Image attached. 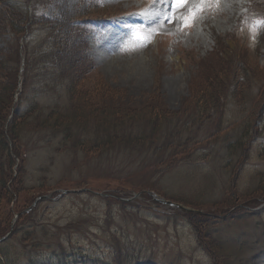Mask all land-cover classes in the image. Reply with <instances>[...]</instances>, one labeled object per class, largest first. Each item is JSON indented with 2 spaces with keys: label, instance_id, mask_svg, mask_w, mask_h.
<instances>
[{
  "label": "rangeland",
  "instance_id": "374dc122",
  "mask_svg": "<svg viewBox=\"0 0 264 264\" xmlns=\"http://www.w3.org/2000/svg\"><path fill=\"white\" fill-rule=\"evenodd\" d=\"M93 1L0 0L2 184L7 113L21 164L14 194L0 185V237L13 229L0 264H264V0ZM69 46L81 56L59 57ZM206 101L215 112L193 126ZM121 119L126 133L144 124L147 141L120 136ZM177 125L181 144L165 133ZM154 189L199 211L184 216ZM248 197L262 202L240 206Z\"/></svg>",
  "mask_w": 264,
  "mask_h": 264
},
{
  "label": "trees",
  "instance_id": "16d2710c",
  "mask_svg": "<svg viewBox=\"0 0 264 264\" xmlns=\"http://www.w3.org/2000/svg\"><path fill=\"white\" fill-rule=\"evenodd\" d=\"M25 10H26V19L28 18V21H29L30 20L29 11L26 8H25ZM26 26H28L27 23H26ZM22 35H23V33H22ZM64 42H66V41H64V40H62V41L56 40L52 45H60V44H62ZM68 50H71V51L67 52ZM72 53H74L78 57L81 56V53H80L78 48H76L74 46H69V47L66 48L65 53L60 55L59 57H61V58H63V57L73 58V54ZM57 60H59V58H57ZM76 61H78V59ZM19 64H20V55L18 53V63H17V69L16 70H18ZM68 75H69V77L73 78L72 80L79 81L82 78V67L80 69H78V66H73V68L70 70V74H69V72H66V76H68ZM79 98H80V100H81V98L83 99V97H79ZM260 101H261V105L263 107L264 106V96H261ZM197 105L198 104L187 105L184 108V114L179 116V118H182L183 116H187L192 108H198V107H196ZM218 107H224L223 99L220 100V105H217V108ZM215 108H216L215 105L209 106L208 101H206V103L204 105H201L200 110L198 111L199 115H195V116H191L190 115L191 116L190 118H192V120H193L192 121L193 126L196 125L199 121H202L204 117H208L207 115L215 112V110H214ZM211 110H213V112ZM100 111L104 112V114H110L111 113L114 116L112 118V120L115 119V115H114L115 112H114V110H111L109 107L108 108H101L100 107ZM223 112H224V110L221 111V112H218L220 117L224 116L225 113H223ZM172 113H176V112H172ZM8 115H9V113H7V116L5 117V119L3 121V124H2V134L4 136L3 139L5 141V144L8 146L9 149H11L10 158H12V164H11V167H10L11 173H10V176L8 178V181L12 180V182H13L14 179H16L19 176V173H20V170H19V173L17 175H14L15 156L13 154V151H14L15 147L13 146L12 139H15V138H14L13 134L11 133V125H12L11 122H12V120H14L16 118V116H14L15 114L13 115L11 121L8 123V126L6 127V122H7L6 119H7ZM125 115H127L129 117L130 114L129 113H124L123 116H125ZM169 116L171 117V113L168 114V115H164L163 118H166V117H169ZM64 118L65 117H61L62 121H63ZM151 118L153 120L158 119V117H151ZM216 118H217V116H215V119L213 121L214 124L216 123ZM109 119H110L109 123H111V115H110ZM219 121H220V124H221V120H219ZM245 121H247V120L245 119L244 122ZM220 124L217 125V127L215 126L216 128L214 127L215 130L213 128L212 130H210L208 132V134L204 138H201L198 141L199 148H206L207 146H210V142L212 140H216L219 137ZM135 125H137V128L135 129V127L133 126V127L130 128L131 131H129L127 133L124 132L123 129H124V127H126V126L128 127L129 125H125L124 124V120H122V122H119V124L113 125V126L115 127L116 130H118L119 135L122 136L126 140L131 141L132 139H135V140L139 141V140H144L145 139L143 142L135 144V145H138V144L142 145V144H144L147 141V131H145V125L141 124V123H138V124L136 123ZM177 127H178V125L174 126L173 128H171L170 131H166L165 132L166 136L169 138L168 140H171V142H173V144H181L182 143V139H177V134H178L177 131H178V129L175 130V128H177ZM105 129L108 130L109 132L111 131L109 127H106ZM190 129H191V127H190ZM190 129H188V131ZM192 132L195 133V130L193 129L190 133H192ZM163 133L161 132L159 134H163ZM106 135L108 137H110L109 134H106ZM195 136H197V135L195 134ZM110 138H113V137H110ZM176 140H178V142H176ZM11 142H12V144H11ZM165 143H168V142H165ZM149 144L151 146H156L154 144H157V143L156 142L153 143V140L150 139L149 140ZM183 145H185V144H183ZM175 154L176 153H172L171 156H174ZM168 161L170 162V164L177 162V161H171V160L166 159V163ZM240 173H241V166H240V162H239L237 164V167L235 169L234 174H240ZM4 176L7 177V174L2 169H0V185L5 186L10 191L11 194H14V188L11 185L12 182H9V185H7V186L2 184V179H3ZM232 185L236 186V182L232 181ZM231 192H233L232 187H231ZM261 196H263V195H261ZM253 198H255V197H253ZM244 199L245 200L251 199V197L244 198Z\"/></svg>",
  "mask_w": 264,
  "mask_h": 264
},
{
  "label": "snow or ice",
  "instance_id": "6c2138e0",
  "mask_svg": "<svg viewBox=\"0 0 264 264\" xmlns=\"http://www.w3.org/2000/svg\"><path fill=\"white\" fill-rule=\"evenodd\" d=\"M176 2L177 3H180L181 4V6L183 5V3H184V0H176ZM140 39L142 40V41H146V37H144V36H140Z\"/></svg>",
  "mask_w": 264,
  "mask_h": 264
}]
</instances>
